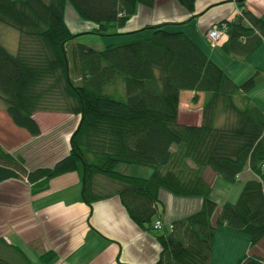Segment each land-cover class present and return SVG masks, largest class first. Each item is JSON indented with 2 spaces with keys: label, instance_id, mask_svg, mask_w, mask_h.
Returning a JSON list of instances; mask_svg holds the SVG:
<instances>
[{
  "label": "trees",
  "instance_id": "trees-1",
  "mask_svg": "<svg viewBox=\"0 0 264 264\" xmlns=\"http://www.w3.org/2000/svg\"><path fill=\"white\" fill-rule=\"evenodd\" d=\"M178 1L194 10L195 0ZM154 3L0 0V23L19 33L14 51L0 42V98L12 122L37 136L42 132L38 111L76 119L68 152L48 165L28 167L21 154L0 143V181L21 177L38 190L51 177L75 170L86 203L118 195L130 217L150 229L161 188L198 196L196 210L154 230L161 249L152 264H209L221 225L246 233L250 247L263 242L264 104L247 91L264 81V68L235 80L189 35L165 23L147 24L146 33L101 48L76 40L83 32L113 34L107 28L124 26L138 4ZM68 4L94 28L73 30L65 18ZM223 23L225 36L216 46L226 53L246 57L264 40V18L248 8L213 25ZM181 90H192L191 102L198 103L193 111L198 117L189 113L195 121L179 117ZM121 163L146 165L151 172H125ZM245 169L251 173L242 177ZM241 177L235 200L218 203L212 197L217 178ZM0 242L6 244L2 236ZM53 256L47 249L39 258ZM0 264L31 262L21 253L20 260L0 253ZM237 264H264V256L249 249Z\"/></svg>",
  "mask_w": 264,
  "mask_h": 264
},
{
  "label": "crops",
  "instance_id": "crops-1",
  "mask_svg": "<svg viewBox=\"0 0 264 264\" xmlns=\"http://www.w3.org/2000/svg\"><path fill=\"white\" fill-rule=\"evenodd\" d=\"M240 1L195 0L193 11L187 10L178 0H155L153 6L138 4L136 12L124 26L114 27L116 30L113 34H119L125 39L146 33L148 29L143 30L142 27L147 24L165 23L168 29L184 31L209 55L212 49L206 51L203 48L205 44L214 48L205 38V31L209 26L223 19L237 18L242 7L264 18V0H244L242 4ZM77 25L72 29L87 30L79 29ZM130 31L133 33L129 34ZM215 47L219 48L217 55L220 56V46ZM229 56L244 60L242 62L245 65L234 72L243 71L240 77L255 68H264V40L246 57ZM253 58L257 61L252 66V62L248 61ZM199 93L202 98V92ZM191 95L192 90L180 92L179 117L188 122L195 121L196 118H190L189 113L198 109V103H195L197 107H186L189 103L184 98L187 96L190 99ZM182 108L189 112L185 117H181ZM43 113L45 118L51 119L50 117L57 115H62V118L47 126L41 118L36 117L42 128L41 134L37 136L12 122V126L17 128L16 132L26 137L15 147H8L0 138V143L7 150L24 157L28 167L51 164L69 150V135L76 122L74 115ZM193 113L197 115L196 111ZM118 168L125 172L130 169L129 173L142 176L151 172V168L133 163H121ZM250 173L245 169L242 175L249 176ZM217 180L218 178L214 184ZM37 187L35 183L21 177L0 181V236L6 243L0 242V253L4 256L20 260L21 253L31 264H152L157 259L161 249L154 232L157 229L139 226L130 217L118 195L100 198L91 204L86 203L82 199L81 182L75 170L55 175L50 178L47 186L38 190ZM212 193L213 189L211 195ZM159 197V213L154 220L160 218L163 227H168L173 218L196 210L200 204L198 196L175 195L163 188L159 190ZM261 242L250 247L246 233L221 225L214 236L209 264H237L238 258L249 249L262 255L264 237ZM9 244L14 245L15 251ZM47 249H52L54 256L42 262L39 258L40 252Z\"/></svg>",
  "mask_w": 264,
  "mask_h": 264
},
{
  "label": "rangeland",
  "instance_id": "rangeland-1",
  "mask_svg": "<svg viewBox=\"0 0 264 264\" xmlns=\"http://www.w3.org/2000/svg\"><path fill=\"white\" fill-rule=\"evenodd\" d=\"M65 18L71 27L75 26V24H78L76 27L79 29H92L95 26L94 24H91V22L82 19L70 4H68V6L66 7ZM107 29H108L107 32H110V33L116 30L114 26L108 27ZM18 34L19 33L16 28L0 23V42L5 44L7 48H9V50L11 51L15 50ZM76 40L89 43L92 46L97 47V48H101L106 43L112 40L119 41V40H125V39H122V36L119 34L83 32L76 36ZM203 48L206 51L208 50L210 51V49H212L209 52V55L212 58H214L221 66H224L223 68H225V71L227 73L230 72V74L229 73L228 74L231 77H233L235 80H241V78H244V76L248 74L246 73L243 77H240L243 74V71H239L234 74V72H236L239 68L245 65L242 62L244 61L242 60V58H238L240 60H238L237 58H232L233 56H229V53H226L222 50H220L222 54L218 56L217 55V49H219L218 47L210 48L208 47V45L205 44ZM260 60H261V57H260ZM256 61L257 60L253 58V60H249L248 63L252 62L250 64H252L253 66V64H255L254 62ZM247 94L256 103H258L259 105H263L264 104V81L260 82L255 87L247 91ZM184 100L189 103L188 105H186V107H191V108L197 107V105L192 103L191 100L188 99L187 96H185ZM0 107L2 108V110H0V138L3 139V141H5L8 147H15L16 144H19L20 141L22 139L24 140L26 137H24L25 136L24 134L16 132L17 128H14L12 126V120L6 113L5 105L1 98H0ZM188 113L189 112L187 111V109L182 108L181 117L182 116L185 117ZM36 117L41 118V120L44 121V123L48 126L52 124L53 122L60 121V119L62 118V115H57L55 117L53 116V117H50L51 119H49V118H45L46 117L45 113L37 112ZM28 151L29 150H27V152ZM133 165H136V164H133ZM141 166L149 167L146 165H141ZM122 167L124 166L122 165ZM129 171L130 169L127 172ZM243 176H245V174H243L242 177ZM242 177L241 179H238L235 182H227L226 180H223L222 178H218V180L214 184L212 196L217 198L218 203H222L221 200L223 199L224 200L227 199L231 201L235 200L242 188V183L244 181ZM259 249H262L261 246H259ZM262 253L264 254L263 250H262Z\"/></svg>",
  "mask_w": 264,
  "mask_h": 264
},
{
  "label": "built area",
  "instance_id": "built-area-1",
  "mask_svg": "<svg viewBox=\"0 0 264 264\" xmlns=\"http://www.w3.org/2000/svg\"><path fill=\"white\" fill-rule=\"evenodd\" d=\"M238 13H241V9H239ZM225 34V25H211L205 31V37L211 47H215L219 41L223 38ZM153 227L155 229L161 228L163 226L162 220L160 218H156L153 221Z\"/></svg>",
  "mask_w": 264,
  "mask_h": 264
}]
</instances>
